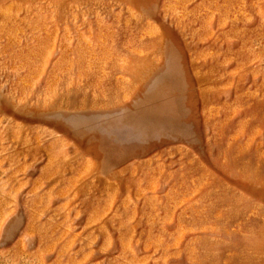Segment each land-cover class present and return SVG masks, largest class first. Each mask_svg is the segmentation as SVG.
Wrapping results in <instances>:
<instances>
[{
  "label": "rangeland",
  "instance_id": "374dc122",
  "mask_svg": "<svg viewBox=\"0 0 264 264\" xmlns=\"http://www.w3.org/2000/svg\"><path fill=\"white\" fill-rule=\"evenodd\" d=\"M0 264H264V0H0Z\"/></svg>",
  "mask_w": 264,
  "mask_h": 264
}]
</instances>
